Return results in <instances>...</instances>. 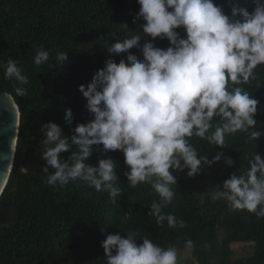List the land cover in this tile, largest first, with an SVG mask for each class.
<instances>
[{
	"label": "trees",
	"instance_id": "obj_1",
	"mask_svg": "<svg viewBox=\"0 0 264 264\" xmlns=\"http://www.w3.org/2000/svg\"><path fill=\"white\" fill-rule=\"evenodd\" d=\"M224 13L231 16L233 7L252 12L255 0H214ZM138 0H0V62L17 61L29 78L25 96H16L15 82L4 79L0 69V92L9 93L19 109V127L12 168L0 195V264H106L102 241L109 234L127 232L139 235L137 244L147 236L162 247L185 249L191 239L190 252L198 264H264V218L247 211H232L223 200L212 201L207 190L223 184L233 172L248 170V161L257 152L264 158V135L248 141L247 134L238 132L226 137L225 147H216L193 137L191 143L200 155L211 160L222 151L235 164L223 160L202 168L193 176L187 169L173 173L175 198L163 209L178 220L182 229L156 223L148 215L158 195L149 184L128 187V167L122 151L107 154L102 146H92L85 163L98 166L100 159L116 163L121 194L113 203L105 192H97L82 181H71L64 187L46 183L42 158V125L55 122L62 135L71 138L72 129L93 119L86 98L79 90L87 87L94 74L108 59L119 63L127 53H110L108 47L125 36L142 33L145 22L136 19ZM124 25H127L125 27ZM186 38L183 28H177ZM151 37L142 36L141 46ZM156 47L167 49V38L157 37ZM49 51L48 63L36 66L33 57L38 48ZM58 51L67 52L61 66L55 63ZM139 59L142 52L130 50ZM127 62V61H126ZM256 79L240 85L260 101L256 128L264 132V65L255 69ZM71 109L72 121L65 120V109ZM251 131V129H250ZM75 147L59 154L67 160ZM49 173L53 169L49 166ZM234 245L247 247L238 254Z\"/></svg>",
	"mask_w": 264,
	"mask_h": 264
},
{
	"label": "clouds",
	"instance_id": "obj_2",
	"mask_svg": "<svg viewBox=\"0 0 264 264\" xmlns=\"http://www.w3.org/2000/svg\"><path fill=\"white\" fill-rule=\"evenodd\" d=\"M138 4L136 19L145 22L140 26L143 34L125 36L108 47L110 53H127L126 60L108 59L87 87L79 86L94 118L77 124L71 138L62 135L55 122L42 125L43 172L50 186L82 181L116 203L122 192L116 163L110 158L100 159L98 166L85 161L93 145L102 146L106 154L122 151L128 187L149 184L159 197L148 215L157 224L167 221L169 228L182 229L183 219L163 211L175 198L173 173L187 169V176L193 177L221 160L235 164L222 151L211 160L200 155L191 139L222 148L226 137L238 132L255 142L264 135L256 128L260 101L240 86L255 80V69L264 65V0H255L252 12L233 7L231 16L214 0H138ZM177 28H183L186 38ZM142 36L152 40L141 46ZM157 37L167 38L170 46L156 47ZM133 48L142 52L143 59L131 53ZM49 56L41 46L34 65L48 63ZM67 58V52L58 51L55 63L62 66ZM0 69L4 79L15 82V95L25 96L29 78L17 61L0 62ZM64 118L71 123L70 108ZM73 147L69 158L62 160L59 154ZM248 164L245 173L233 172L222 186L209 188L207 195L214 202L225 201L232 211L264 218V158L255 152ZM138 235L109 234L102 241L106 264H180L175 246L162 247L147 236L137 244ZM184 247L191 252L194 242L188 239Z\"/></svg>",
	"mask_w": 264,
	"mask_h": 264
},
{
	"label": "water",
	"instance_id": "obj_3",
	"mask_svg": "<svg viewBox=\"0 0 264 264\" xmlns=\"http://www.w3.org/2000/svg\"><path fill=\"white\" fill-rule=\"evenodd\" d=\"M18 127L19 109L14 98L0 92V195L12 168Z\"/></svg>",
	"mask_w": 264,
	"mask_h": 264
},
{
	"label": "rangeland",
	"instance_id": "obj_4",
	"mask_svg": "<svg viewBox=\"0 0 264 264\" xmlns=\"http://www.w3.org/2000/svg\"><path fill=\"white\" fill-rule=\"evenodd\" d=\"M235 248L238 250V254H246L249 249L242 245H234ZM169 247V246H168ZM178 254L180 256V264H198L199 258L197 256H193L190 252L186 249H177Z\"/></svg>",
	"mask_w": 264,
	"mask_h": 264
}]
</instances>
